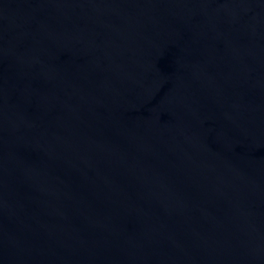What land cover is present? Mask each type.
<instances>
[{
  "label": "water",
  "instance_id": "95a60500",
  "mask_svg": "<svg viewBox=\"0 0 264 264\" xmlns=\"http://www.w3.org/2000/svg\"><path fill=\"white\" fill-rule=\"evenodd\" d=\"M0 264H264V0H0Z\"/></svg>",
  "mask_w": 264,
  "mask_h": 264
}]
</instances>
